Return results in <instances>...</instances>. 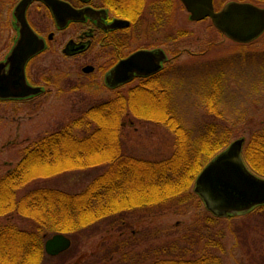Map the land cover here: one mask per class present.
Segmentation results:
<instances>
[{
	"label": "rangeland",
	"instance_id": "374dc122",
	"mask_svg": "<svg viewBox=\"0 0 264 264\" xmlns=\"http://www.w3.org/2000/svg\"><path fill=\"white\" fill-rule=\"evenodd\" d=\"M17 1L0 0V61L14 43L12 10ZM230 1L238 0H215L214 4L219 9ZM173 6L172 24L164 25L165 31L162 29L158 39L165 43L166 30H171L172 34L178 29L189 33L184 39L162 45L171 55H177L167 66L169 71L164 80L169 81L171 77V103L177 109L181 124L189 130L191 137L196 138L204 125L212 121L199 101L198 89L210 88L205 81L211 80L215 73H223L229 85L219 100L225 111L222 117L233 128V140L244 138L247 141L264 122V33L251 45L241 46L225 39L209 19L190 21L179 1L173 0ZM28 16L36 29L45 30L41 34L54 33L47 49L28 65L31 82L45 86L46 91L25 102H0V176L19 161L21 149L31 142L65 126L90 106L112 98L116 92L125 94L132 87L129 85L116 91L106 89L102 68L107 62L102 56L97 57L94 50L78 57H67L62 53L66 41L75 36L74 27L56 30L38 4L29 8ZM141 43L137 39L132 45ZM85 64L94 65L98 70L84 74L81 68ZM179 65L182 68H177ZM177 72L182 76L180 84L176 81ZM134 122L131 125L126 122L122 130L127 155L161 160L173 153L175 135L172 131L153 122ZM108 167L77 169L35 179L19 189L16 195L20 198L38 187L77 193ZM194 198L185 207L169 204L140 211L122 224L120 220H116L118 223L111 220L101 224L100 230L90 236L83 232L74 238L68 236L71 246L65 255H45L41 264H149L177 258L178 252L171 247L184 248L192 244L197 246V243L201 249L207 243L213 244L214 249L209 247V251L220 255L222 264H264V215L251 213L247 217H234L230 222L213 220L201 202ZM0 223L13 224L23 230L33 226L15 215L0 218ZM195 251L200 254L199 249Z\"/></svg>",
	"mask_w": 264,
	"mask_h": 264
},
{
	"label": "trees",
	"instance_id": "16d2710c",
	"mask_svg": "<svg viewBox=\"0 0 264 264\" xmlns=\"http://www.w3.org/2000/svg\"><path fill=\"white\" fill-rule=\"evenodd\" d=\"M239 1L264 5V0ZM127 4L125 0L122 5ZM120 12L122 16L130 15ZM174 34L176 40L189 36L181 29ZM168 71L167 67L155 76L140 79L125 94L116 92L112 98L90 106L65 126L43 134L21 149L19 161L0 176V218L15 215L33 226L23 230L13 224L0 223V264H41L45 256L44 241L51 235L76 237L83 232L90 236L100 230L101 224L114 219L112 222L120 220L122 224L131 215L152 207L171 204L179 208L187 206L194 196L199 200L191 191L196 176L234 137L233 128L222 117L225 111L219 102L224 91H228L229 82L223 73H215L211 80L205 81L210 88L199 87V101L212 121L193 138L171 103V77L168 82L164 80ZM181 80L177 72L176 81L180 84ZM134 120L160 124L172 131L175 135L173 153L161 160L127 155L122 130L126 122L131 125ZM242 158L252 173L264 178V122L245 140ZM102 165L109 167L80 192L38 187L17 198L16 192L35 179ZM251 213L264 215V206ZM234 217L236 215L220 220L230 222ZM209 247L214 249L215 246L207 243L201 249L197 243V246L171 247L178 252L177 258L149 264H222L220 255L211 253ZM196 249L200 250L199 255Z\"/></svg>",
	"mask_w": 264,
	"mask_h": 264
},
{
	"label": "water",
	"instance_id": "95a60500",
	"mask_svg": "<svg viewBox=\"0 0 264 264\" xmlns=\"http://www.w3.org/2000/svg\"><path fill=\"white\" fill-rule=\"evenodd\" d=\"M33 1L44 3L50 10L57 28H64L69 20L80 19L81 12L60 0H19L12 10V26L17 32L13 46L0 61V100H20L35 96L42 87L27 82L25 67L30 59L42 52L45 40L36 34L26 19V11ZM188 13V19L198 22L209 19L212 26L224 37L238 44H249L264 33V8L249 2L230 1L215 10L214 0H179ZM128 22L116 20L115 27ZM52 38V33L47 40ZM87 43L69 41L63 53L72 56L86 50ZM167 60L162 49L137 51L120 60L104 75V84L115 88L130 82L134 77H148L162 69ZM90 66L82 69L84 73ZM244 139L232 141L210 160L196 176L193 192L205 210L215 218L242 216L264 206V179L253 174L244 164L241 152ZM71 241L63 234H55L44 243L48 256L66 251Z\"/></svg>",
	"mask_w": 264,
	"mask_h": 264
},
{
	"label": "flooded vegetation",
	"instance_id": "af4514ba",
	"mask_svg": "<svg viewBox=\"0 0 264 264\" xmlns=\"http://www.w3.org/2000/svg\"><path fill=\"white\" fill-rule=\"evenodd\" d=\"M67 3L74 10L80 11L82 14L78 20H69L64 28H57L52 17L49 8L40 1H34L30 4L29 8L33 4H38L47 13V17L51 20V23L58 31H63L74 27L75 36L74 38H69L74 44L87 43L88 46L86 50L74 54L70 57L83 56L89 50H94L97 57L102 56L105 58L107 64L102 68L103 77L110 71L120 60L127 58L129 55L141 51V50H155L162 49L167 60L162 63V71H164L169 64L176 59V55H171L165 48L166 43H175V34L171 33V30H166L165 43L161 42L159 38L162 29L165 31V26H171L173 12L175 7H172L173 0H60ZM132 4L129 5V2ZM175 1V0H174ZM121 4V5H120ZM140 7L138 9V5ZM129 6V7H128ZM138 9V10H137ZM27 10V11H28ZM120 11L129 13V16H122ZM147 16L150 18L148 20ZM28 23L34 29H36L31 22L29 16L27 17ZM116 20H122L128 22L126 26L115 27L113 23ZM44 27V26H42ZM45 29V27H44ZM39 35L45 40L46 46L54 38L53 32H48L45 35L41 34L44 31H39ZM52 33V38L47 40L48 35ZM140 39L142 43L140 45L133 47V41ZM132 46V47H131ZM163 47V48H162ZM86 66H90L92 70L89 73H84L82 69ZM98 69L91 64H85L81 68V72L84 74H91L96 72ZM171 70V69H170ZM160 71V72H162ZM157 72V73H160ZM157 73L149 76H155ZM27 81L32 86H41L46 90L45 86L35 85L31 82L28 71L26 73ZM148 77V78H149ZM141 78L134 77L133 80L128 84L118 85L115 88H106L109 91H116L120 88L136 86ZM143 79V78H142ZM42 95V94H41ZM37 97V96H36ZM33 99V98H31Z\"/></svg>",
	"mask_w": 264,
	"mask_h": 264
}]
</instances>
